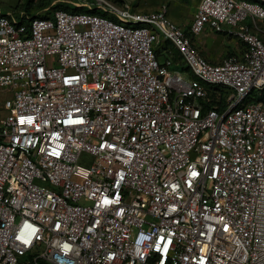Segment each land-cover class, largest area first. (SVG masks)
<instances>
[{"label":"built area","instance_id":"obj_1","mask_svg":"<svg viewBox=\"0 0 264 264\" xmlns=\"http://www.w3.org/2000/svg\"><path fill=\"white\" fill-rule=\"evenodd\" d=\"M88 1L0 13V264H264V0Z\"/></svg>","mask_w":264,"mask_h":264},{"label":"rangeland","instance_id":"obj_2","mask_svg":"<svg viewBox=\"0 0 264 264\" xmlns=\"http://www.w3.org/2000/svg\"><path fill=\"white\" fill-rule=\"evenodd\" d=\"M82 1V0H81ZM80 0H35L33 5L31 6L28 16L31 15H48L53 12L55 9H63L68 12H74L72 10L75 8H84L83 6L76 7L72 3H81ZM114 1V0H109ZM129 2L130 9L132 12L137 14H148L151 12L157 11L161 6L165 5L167 7L166 16L175 23L184 33L187 31V27L190 25L195 9L198 5L199 0H125ZM87 2H89L87 0ZM26 3V0H0V13H6L8 11H12L15 14H19L24 12L21 8L22 5ZM42 3H46V7H42ZM83 3V2H82ZM59 7V8H58ZM66 8V9H64ZM25 13V12H24ZM26 14V13H25ZM211 32L210 30H208ZM213 33V32H211ZM230 41V40H228ZM234 41V40H232ZM230 42V44L235 45L239 50L241 45L234 41ZM216 45L222 48V51H218V49H212V52L220 53V58L226 56L228 52L231 53L232 46H229L227 40H220L216 41ZM228 45V46H227ZM168 49L170 48V44L168 41H162L160 45L157 46V49ZM222 53V54H221ZM173 56H175L173 54ZM163 56H159V60H162ZM186 68L185 65L182 66H173L170 68V72L172 73H180L181 70ZM6 95L0 90V118L6 115V112L2 109V101ZM78 165L82 167H89L92 163V157L86 153H81L78 157L77 161ZM42 251L41 248L32 250L29 255L35 256L38 255Z\"/></svg>","mask_w":264,"mask_h":264},{"label":"crops","instance_id":"obj_3","mask_svg":"<svg viewBox=\"0 0 264 264\" xmlns=\"http://www.w3.org/2000/svg\"><path fill=\"white\" fill-rule=\"evenodd\" d=\"M218 39L225 40V41L227 40L229 46H232L231 53L228 52L226 56L236 55L237 53H239L242 50V46L239 50H237L238 48L235 45L230 44V42L232 40L228 41L229 39H226L220 35H216L214 33H211L208 30L205 31L200 36L193 38V42H194V45L196 46V48L200 51V53L205 58H207L212 63H219L226 56H223L222 58H220L221 57L220 53L212 52L215 48L218 49V51H222V48H220L216 45V41ZM232 42H234V41H232Z\"/></svg>","mask_w":264,"mask_h":264},{"label":"trees","instance_id":"obj_4","mask_svg":"<svg viewBox=\"0 0 264 264\" xmlns=\"http://www.w3.org/2000/svg\"><path fill=\"white\" fill-rule=\"evenodd\" d=\"M34 1L35 0H26V3L22 5L21 9L26 13V15L29 14L31 6L33 5ZM45 5H47V4L46 3H42V7L43 8L46 7ZM64 9H66V8H64ZM72 10H74V12H86L87 11L84 8H75V7ZM31 16H35V15H31ZM163 49H160V47H159V49L155 48V54H156L157 57L161 56V51ZM173 54L175 56H173ZM171 56H172V60H173L174 63H176V64L180 63V57H179L178 53L176 51H174L173 49H171ZM254 100L255 101L264 102V90L261 91L259 94H254ZM42 264H44V263H42Z\"/></svg>","mask_w":264,"mask_h":264}]
</instances>
